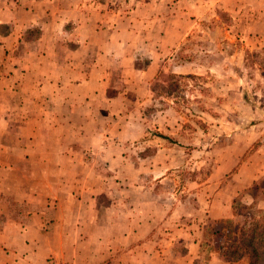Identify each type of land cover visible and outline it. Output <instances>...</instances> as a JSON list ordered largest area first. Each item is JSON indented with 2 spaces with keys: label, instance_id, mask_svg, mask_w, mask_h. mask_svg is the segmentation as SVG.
I'll use <instances>...</instances> for the list:
<instances>
[{
  "label": "rangeland",
  "instance_id": "374dc122",
  "mask_svg": "<svg viewBox=\"0 0 264 264\" xmlns=\"http://www.w3.org/2000/svg\"><path fill=\"white\" fill-rule=\"evenodd\" d=\"M34 2L40 8L47 5ZM54 4L68 12L80 8L81 30L71 32L95 42L99 57L80 63L76 58L81 53H75L70 62L73 67L83 64L88 75L83 80L92 82L84 83L85 99L74 103L72 114L54 105V112L69 116L80 134L76 140L80 150L69 146L68 153L80 151L75 182L83 190L69 193L71 215L63 257L49 256L46 263L176 264L173 256L184 251L185 243L179 236L189 221L169 213L180 207L179 202L185 210L196 207L193 195L209 180L219 183L218 188L232 185L233 190L231 178L240 160L258 149L264 158V0H60ZM73 26L69 24L70 29ZM24 35L35 37L40 31ZM92 63L98 64V70L91 71ZM12 95L0 94L9 105L4 113L9 120L18 108L12 107L16 101ZM30 95L23 96L27 115L34 113ZM57 129L60 134L71 133L63 125ZM12 130L9 126L6 131L12 134ZM5 143L12 147L10 139ZM1 161L30 165L26 157ZM217 165L223 171L213 177ZM260 172L256 191L242 190L234 197L237 201L250 194L257 203L264 201V169ZM5 199L13 216L22 220L28 209ZM75 199L90 206L88 216L99 220V228L91 223L79 228ZM258 215L264 216V209ZM147 217L156 218L158 225L139 237L136 231ZM212 222L202 227L203 256L209 244L222 242L216 235L219 225ZM128 229L136 236L125 254L121 235ZM93 234L100 235L105 251L112 240L109 258L104 251L99 263L92 261ZM157 250L163 263H155ZM224 263L244 264L242 260Z\"/></svg>",
  "mask_w": 264,
  "mask_h": 264
},
{
  "label": "crops",
  "instance_id": "0c3cea01",
  "mask_svg": "<svg viewBox=\"0 0 264 264\" xmlns=\"http://www.w3.org/2000/svg\"><path fill=\"white\" fill-rule=\"evenodd\" d=\"M41 1L47 5L43 4L40 8V3L34 0H0V94L4 98L13 94L16 103L13 101L12 107L15 104L18 107L14 108L16 111L9 120L4 114L9 105L4 104L0 96V264H47L46 259L49 256L54 259L63 257L62 249L66 247L64 240L69 235L67 219L71 215L68 207L71 201L69 193L74 188L80 189L81 192L83 190L75 182L78 164L76 160L79 159L80 151L70 152L71 155L68 153L71 150L69 146L80 150L76 141L80 134L69 116L63 117L54 112V105L61 106L69 114L75 111L74 103L78 105L77 102L85 99L83 87L92 82L90 79L83 80L84 77L88 78V75L85 74L87 70L83 71L84 65L80 63L89 57H99V52L94 48L95 42L86 41L82 36L71 32L73 28L76 32L81 30V25L78 24L81 22L78 19L81 15L78 12L80 8L75 12L71 11V8L68 12L62 9L61 5L54 4L53 7L52 4L60 0ZM69 24L74 26L70 29ZM29 30H39L40 35L25 37L24 34ZM107 42L108 40H104L103 44L106 45ZM89 50L90 56L87 55ZM75 53H81L79 58H76L80 63L73 67L70 61L75 59ZM82 54H85V57ZM95 69L98 70V64L92 63L91 71ZM73 77L75 79H72ZM27 80L29 84H26ZM27 92L32 94L29 96L34 107L32 115L23 111V96ZM65 95L71 98L65 99ZM57 100H61L60 103ZM62 125L71 129V135L58 132L57 128ZM9 126L15 128L12 134L6 131ZM8 139L12 142L10 148L5 143ZM247 147L242 149L241 156ZM261 153L258 149L244 161L240 160L231 178L235 181L233 190L230 191L232 185L224 189L226 186L222 187V184L218 188L219 183L213 185L215 182L209 180L193 195L196 207L185 210L179 202L180 207L169 213L171 216L177 213L189 221L187 230L184 229L179 236L185 241L184 251L177 257L173 256L174 263L229 264L213 253L202 255V227L207 221L232 218V199L242 190L249 188L262 174L260 171L264 169V158L260 156ZM4 157H26L30 165L22 166L14 162L4 164L1 161ZM221 167L216 166L213 177L223 171ZM253 171L260 172V175L248 177ZM211 188L214 190L211 191ZM6 197L10 198V202L28 209L22 218L23 221L9 211ZM75 201L78 205L76 222L79 228L88 223H91L93 228H99V220H96L95 216L92 219L88 216L90 206H85V202L80 200ZM241 203L251 204L252 199L242 200ZM255 205L264 209V201L255 202ZM110 222L109 220L108 226ZM157 225L156 218L147 217L145 222L139 225L140 229L136 234L145 237ZM121 236L124 240L123 252L126 254L133 242L132 237L136 235L128 229ZM92 237L93 243H96L92 250V261L99 263L100 259L104 258L105 243L98 234H93L90 238ZM110 241L107 243L110 246L105 251L108 258V249L112 248V240ZM159 251H155V263H163Z\"/></svg>",
  "mask_w": 264,
  "mask_h": 264
},
{
  "label": "trees",
  "instance_id": "16d2710c",
  "mask_svg": "<svg viewBox=\"0 0 264 264\" xmlns=\"http://www.w3.org/2000/svg\"><path fill=\"white\" fill-rule=\"evenodd\" d=\"M257 185L258 182L254 181L249 188L256 191ZM249 197L252 203L248 205L232 199L231 219L212 222L219 225L216 235L222 242L209 244V252L223 262L242 260L244 264H264V216L258 215L254 196L250 194Z\"/></svg>",
  "mask_w": 264,
  "mask_h": 264
}]
</instances>
